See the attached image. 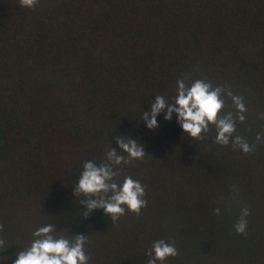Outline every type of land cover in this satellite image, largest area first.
<instances>
[{
  "label": "trees",
  "instance_id": "obj_1",
  "mask_svg": "<svg viewBox=\"0 0 264 264\" xmlns=\"http://www.w3.org/2000/svg\"><path fill=\"white\" fill-rule=\"evenodd\" d=\"M180 79L240 96L234 136L255 150L217 144L214 126L195 141L167 109L149 130L141 115L157 95L174 102ZM262 114L264 0H0V264L47 224L87 237L88 264H147L161 239L178 250L164 264H264ZM116 136L144 146L116 170L145 186L147 206L113 223L102 209L85 217L73 192L85 162L119 151Z\"/></svg>",
  "mask_w": 264,
  "mask_h": 264
},
{
  "label": "clouds",
  "instance_id": "obj_2",
  "mask_svg": "<svg viewBox=\"0 0 264 264\" xmlns=\"http://www.w3.org/2000/svg\"><path fill=\"white\" fill-rule=\"evenodd\" d=\"M21 7L34 9L39 0H19ZM177 95L174 102L169 103L164 96L157 95L150 109L141 115L146 127L155 130L158 127L157 116L167 109L164 119L170 121L173 114L178 116V123L183 132L195 141L206 139L210 126L216 129L215 142L221 146L232 143L233 148H239L243 153L249 154L255 150L254 145L241 136H234L236 120L241 123L245 120L247 108L240 96L233 94L225 87H213L209 82L195 80L187 85L184 79L177 81ZM227 96L236 109V117L232 112L222 114ZM264 118V114L261 115ZM264 134H259L256 140L260 142ZM119 151L110 148L106 153V162L90 160L83 164L78 182L74 186V196L85 199L81 204L85 208L83 215L88 216L93 210L102 209L104 214L115 223L125 214L126 210L139 215L147 206L145 186L138 180L127 176L119 182L117 166L129 164L135 160H142L145 155L144 146L131 137H115ZM121 153L127 154V159ZM217 215L220 209H215ZM248 207L241 209L235 224L237 234H246L247 217L250 215ZM0 224V232L3 231ZM55 226L47 224L39 227L34 233L30 246L15 254L12 264H88L90 257L85 251L88 243L84 235H76L73 240L64 236H56ZM5 247V240L0 237V248ZM147 264H164L169 258L178 255L173 243L163 239L154 241L146 253ZM0 256V260H3Z\"/></svg>",
  "mask_w": 264,
  "mask_h": 264
}]
</instances>
